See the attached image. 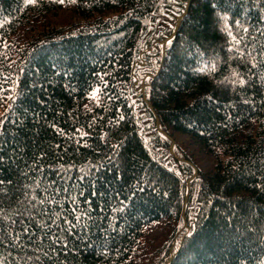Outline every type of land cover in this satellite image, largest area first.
<instances>
[{"label": "trees", "instance_id": "obj_1", "mask_svg": "<svg viewBox=\"0 0 264 264\" xmlns=\"http://www.w3.org/2000/svg\"><path fill=\"white\" fill-rule=\"evenodd\" d=\"M0 264H264V0H0Z\"/></svg>", "mask_w": 264, "mask_h": 264}, {"label": "rangeland", "instance_id": "obj_2", "mask_svg": "<svg viewBox=\"0 0 264 264\" xmlns=\"http://www.w3.org/2000/svg\"><path fill=\"white\" fill-rule=\"evenodd\" d=\"M162 16H163L164 22L160 23V25L156 27V31L154 33L155 37L163 36V33L170 29V23L173 21V19L176 18L175 13L171 11H164ZM166 40H167L166 38L162 39V41H166ZM171 164L172 163L170 161L167 162L168 167L172 169ZM191 210L192 208H189V213L191 212Z\"/></svg>", "mask_w": 264, "mask_h": 264}, {"label": "snow or ice", "instance_id": "obj_3", "mask_svg": "<svg viewBox=\"0 0 264 264\" xmlns=\"http://www.w3.org/2000/svg\"><path fill=\"white\" fill-rule=\"evenodd\" d=\"M30 3H35L36 0H29ZM60 3H64L65 0H59ZM70 2H74V0H70ZM241 83H243V81H241ZM93 96H95V93H93Z\"/></svg>", "mask_w": 264, "mask_h": 264}]
</instances>
